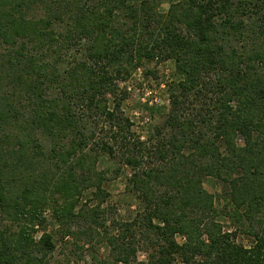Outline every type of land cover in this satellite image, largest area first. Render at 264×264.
I'll return each mask as SVG.
<instances>
[{
	"label": "trees",
	"instance_id": "obj_1",
	"mask_svg": "<svg viewBox=\"0 0 264 264\" xmlns=\"http://www.w3.org/2000/svg\"><path fill=\"white\" fill-rule=\"evenodd\" d=\"M165 1L0 0V264H50L48 222L111 264H264V0ZM167 60L142 139L120 84ZM123 167L140 208L116 220Z\"/></svg>",
	"mask_w": 264,
	"mask_h": 264
},
{
	"label": "rangeland",
	"instance_id": "obj_2",
	"mask_svg": "<svg viewBox=\"0 0 264 264\" xmlns=\"http://www.w3.org/2000/svg\"><path fill=\"white\" fill-rule=\"evenodd\" d=\"M160 10L166 11L168 5L165 0H161ZM156 73V77L152 75H142L136 72L134 77L121 83L120 87H125V98L122 101V109L134 122V129L141 135L142 139H146L152 125L161 123L164 119L165 112L168 107V90L166 82L171 77L173 64L171 61H163L160 63L152 62L149 64ZM153 112L151 113L150 111ZM99 169H115L117 164L106 158H101L97 164ZM128 168L123 167L119 174L113 171L108 172L109 181L107 183V204L114 207V219L127 220L140 208V204L135 194L126 188ZM203 185L207 191L214 195V201L217 206L225 203L220 197L221 186L212 177L204 178ZM49 216V211H46ZM222 219V218H221ZM50 221V220H49ZM226 227H232L229 219L224 220ZM79 228L82 224H78ZM45 229L52 232L55 242V249L51 253L49 259L50 264H111L108 246L104 242L97 243L94 240L91 244H85L80 240H76L74 234L60 236L59 227L54 222H48ZM71 231L76 233V223L72 225ZM41 231L36 233V237ZM237 241L243 244H249L250 240L241 233L237 234ZM81 246H83L81 248ZM139 258H143V253L138 254Z\"/></svg>",
	"mask_w": 264,
	"mask_h": 264
}]
</instances>
